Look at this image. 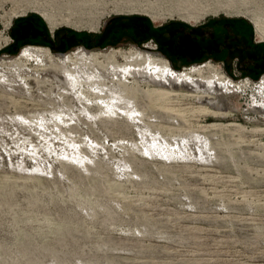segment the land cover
Instances as JSON below:
<instances>
[{"label": "rangeland", "instance_id": "rangeland-1", "mask_svg": "<svg viewBox=\"0 0 264 264\" xmlns=\"http://www.w3.org/2000/svg\"><path fill=\"white\" fill-rule=\"evenodd\" d=\"M149 1L157 0H0L5 60L27 44L53 53L147 46L175 69L205 63L206 74L238 84L218 94L220 109L185 91L156 100L121 91L140 112L135 120L119 108L116 94L96 86L78 84L73 92L50 79L29 78L23 88L0 83V132L7 134L9 123L21 130L16 122L23 117L67 145L50 146L44 158L7 154L0 145V264H264V34L253 23L259 19L264 30V0L198 21L153 15ZM39 8L75 22L51 29ZM114 17L172 25L165 38L170 50L156 35L143 37L145 24L139 33L122 26L98 40ZM19 19L26 28L14 52ZM224 20L246 21L260 53L241 40L223 42L234 34ZM203 24L213 45L185 32ZM71 31L82 34L78 41H68ZM183 34L205 45L184 51L176 46ZM224 45L227 52H218ZM103 99L112 103L109 112Z\"/></svg>", "mask_w": 264, "mask_h": 264}, {"label": "bare ground", "instance_id": "bare-ground-1", "mask_svg": "<svg viewBox=\"0 0 264 264\" xmlns=\"http://www.w3.org/2000/svg\"><path fill=\"white\" fill-rule=\"evenodd\" d=\"M246 1L157 0L149 1L150 3L146 4V8L151 9L147 12L153 15L177 14L198 21L208 14L239 12L245 6ZM25 10L20 12H25ZM18 12L16 11L13 16H17ZM39 12L46 19L51 29L59 23L73 24L75 22V19L71 18L70 15L60 16L57 20L53 12L42 8H39ZM88 22L90 23L88 26L94 28L95 18H91ZM253 23L257 31L264 34L260 20L254 19ZM207 65L202 63L178 70L163 56L152 54V48L147 46L143 48L111 47L108 51H95L78 46L69 52L53 53L48 47L27 44L9 59L0 58V66H7V69L0 68V83L23 88L27 85V80L33 78L37 81L50 79L69 91L75 90L78 84L96 86L102 92L106 89L110 93L116 94L115 98L122 112L138 120L140 112L135 107L133 100L130 96L121 95V91L130 89L153 100L172 95L171 93L174 91H185L189 96L197 97L204 105H212L220 109L218 94L223 89L238 84H235L237 81L226 78L215 71L212 74H206ZM144 87L147 88L144 89ZM153 100L151 101L153 102ZM101 103L104 105L103 112H109L112 103L104 99ZM260 105V109L264 111V102ZM84 110L88 113L87 109ZM58 114L59 117L63 116L62 113ZM58 120L61 121L63 118H58ZM16 123L24 124L21 126V130H18L19 128L14 129L13 124L9 123L8 133L0 132V145L3 148L7 147V154L9 152L15 153V155L27 153L28 157L33 158L35 153L37 157L44 158L50 150L52 152L50 146L54 148L62 143L66 144L59 138V140L50 138L37 128L39 125L35 127L39 123L32 120L20 117ZM70 145L73 146L74 144L71 143ZM65 146L67 147V145ZM78 149V145H75L74 152L72 151L75 159H77L75 151Z\"/></svg>", "mask_w": 264, "mask_h": 264}, {"label": "trees", "instance_id": "trees-1", "mask_svg": "<svg viewBox=\"0 0 264 264\" xmlns=\"http://www.w3.org/2000/svg\"><path fill=\"white\" fill-rule=\"evenodd\" d=\"M26 21L24 19H19L17 20L15 23H17V25L15 27H13L12 29V35L15 39V43L11 44L10 47L11 49L15 52L18 50V43L22 42L23 40L22 37L24 36L23 34V29L26 28ZM20 23H24L22 25H19ZM223 23L225 24H230V26L233 25L234 28V34L232 35H228V37L226 36L223 42H226V39L229 40L228 45L231 46L233 44V41L235 42H244V48H248L250 51L252 52H258L260 53V50H258L259 46L256 44H253L250 40V34H251V29L248 26V23L246 21H238V22H228L227 20H224ZM141 24H145L146 27L142 28V35L143 37L146 35H156V38H158L160 44L162 46L165 45V49H167L168 51L170 50L169 47L171 45V40L169 39H165L169 36L166 37V33H169L170 35H172L173 31L171 30V26L172 25H165L163 27H154L151 25V23L145 19V18H139V17H130V18H121V17H114L112 19L109 20V22L106 24V26L104 27L103 32L99 35V39L100 41L106 39L107 37H109L111 35V32L113 33L114 36H116L118 34L117 29L120 27L122 28L125 27V29L129 32L132 33V31H136L137 33L140 32V30H137L138 27H141ZM19 26V28H18ZM207 27L208 25L203 24V25H199V26H191V27H187L185 32L188 34H198L201 36V39H205L206 42L211 43V45H213V41L214 39L211 38V36L206 35V31H207ZM113 28H117L115 31ZM135 33V35L137 34ZM56 34V32H55ZM141 34V33H140ZM139 34V35H140ZM82 36L81 33H76V32H70L68 35V41L69 42H73V41H78L80 39V37ZM181 37L179 38V40L177 39L176 41V46H179L178 48H183L184 51H188V52H192L196 49H199V46L201 47L202 44L205 45L204 41L202 42L201 45H199L200 43H198L199 41L194 38V37H189L186 34L180 35ZM45 41L40 40L39 42L41 43H48L51 45V42H46V38H42ZM181 39V40H180ZM241 40V41H240ZM62 42H60L61 44ZM38 45V44H37ZM209 45V44H208ZM182 49V50H183ZM228 47H225V45L219 49L218 52L220 53H225L227 52ZM63 50V49H62ZM175 68L180 69L179 66H175L173 65Z\"/></svg>", "mask_w": 264, "mask_h": 264}, {"label": "water", "instance_id": "water-1", "mask_svg": "<svg viewBox=\"0 0 264 264\" xmlns=\"http://www.w3.org/2000/svg\"><path fill=\"white\" fill-rule=\"evenodd\" d=\"M104 24H106V22Z\"/></svg>", "mask_w": 264, "mask_h": 264}]
</instances>
